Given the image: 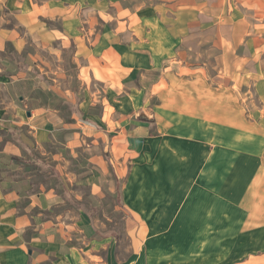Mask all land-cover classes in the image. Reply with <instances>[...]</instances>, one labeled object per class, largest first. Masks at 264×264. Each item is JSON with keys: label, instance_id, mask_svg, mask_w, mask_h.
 I'll return each instance as SVG.
<instances>
[{"label": "crops", "instance_id": "crops-1", "mask_svg": "<svg viewBox=\"0 0 264 264\" xmlns=\"http://www.w3.org/2000/svg\"><path fill=\"white\" fill-rule=\"evenodd\" d=\"M6 1L40 51L0 24V264H264V0Z\"/></svg>", "mask_w": 264, "mask_h": 264}, {"label": "rangeland", "instance_id": "rangeland-1", "mask_svg": "<svg viewBox=\"0 0 264 264\" xmlns=\"http://www.w3.org/2000/svg\"><path fill=\"white\" fill-rule=\"evenodd\" d=\"M8 3L9 2L6 1V0H0V8H1V10L3 8V10L1 11L2 14L4 13L3 11H7V12L9 11V7H8L9 5H8ZM11 3H13V2H10V4ZM136 3H137L136 0H128V1H126V4L128 6H131V7H134ZM146 3L152 4L154 6L156 4H159L160 5V4L164 3V1H162V0H150V1H147ZM111 8H112V13H114L113 8H115V7H111ZM152 13H153V11H151L150 13H148L149 15L146 16V18L148 19V22H149V23L146 24V26H153V27L156 26L157 32H158L156 34L157 35V38L162 39L161 41H165L166 43L172 42L171 37L168 36L165 33V31L162 30L163 32H161L160 24L159 23H156L154 21V19H155L154 16H151ZM163 14L165 16L164 19H166L168 21L169 20L172 21V19L170 17H168V16L169 15H173V13L167 11V12H164ZM109 17H110V15H107V16L101 17V18H94L93 25H90V23L86 19H84V18H81V22L80 23H77L75 21V28L76 29L78 28V31L77 32H74V33H70L73 36L70 38L69 41L67 40L68 41V45L69 44L71 45L70 47H72V50H71V48L65 49V62L63 64H64V69H65V71L67 73L72 74V75H75L76 74V64H74L73 61H72L73 55H74L73 40L74 41H81V40H85V41L91 40V41H94V40H97V41H100V42H105L106 40L109 39L110 36H109L108 33H105L104 32L105 31V24H106L104 18H109ZM111 20H112V23H114V24L116 23V18L115 17L112 18ZM44 22L49 27H53V28H56V29H61L63 27V19L62 18H59V17L46 18L44 20ZM1 23L5 24V25H8L9 28H16L17 29L16 35H17V38L20 40V43L23 44V47L22 48H24V46H30V45H32L31 43H34L33 42L34 40H32L30 34H28L27 32H25L24 27H23V24L20 21V19L19 18L17 19L13 15V13H9L7 15V21H5L4 19H1L0 18V24ZM70 24H72V23H70ZM76 25H78L79 27L76 26ZM68 27H71V26L68 25ZM134 29H135V27H134ZM146 34H147V32H146ZM74 35L77 38H75ZM130 35H131V39L134 40L135 39V34H131L130 33ZM49 40L51 41L50 42L51 44H54V46L57 45V40L52 39V38H50ZM70 41H72V42H70ZM10 44L12 45L13 42L8 43V46ZM56 47H60L59 44ZM28 48H30L31 49L30 52H33L34 54H36V51L37 50L40 51V48L36 47L35 44L32 45V46H30V47H28ZM216 50L217 49L215 47H213V45L211 43H207L206 45L203 46V52H202L203 56H202V59L208 61L209 63L213 62L214 57L216 56ZM23 52L20 53V54L15 53V54H17V59H18V61L21 64H23L27 68H31V69H29V70H31L30 73H29V75L36 76L38 78L37 82H41L42 81V80L39 81L41 78H44L41 75L45 76L43 72L47 68H50L49 65H47L48 63H51V62L48 61V58L50 60L52 58L53 61H56V59L54 57L57 58V56H59V55L62 56V50H61V48H59V50H57L56 48H54L53 49V54L54 55H52V57L49 55L46 58H45V56H43V62H41V58L40 57H37V59H32L28 55V52L27 51H26V53L24 52V54H23ZM57 52H59L58 53L59 55L56 54ZM191 54L193 55L192 59L194 61L195 60H197V61L200 60L199 58L201 56H199V58L196 59L197 55L195 53H191ZM210 68H211V71H213L211 65H210ZM44 83L50 84L51 82H50V80L43 79V84ZM254 99H255V104L257 105V109H258L259 107H261L262 102L259 101L258 98H254ZM99 111H101V110H99ZM261 112L264 113V110H262ZM67 115H69V114H66V116ZM263 179L264 178H262V180ZM101 214H102V212H101ZM115 217H116V220L114 219ZM101 218L104 219L103 216ZM113 219L114 220L112 221V224H108L107 227L110 228V229L115 228V229H118V231H119L120 228H121V226H122V224L120 223L122 221L121 220V216L119 214L117 216H114L113 215ZM115 221L118 223L117 225H115Z\"/></svg>", "mask_w": 264, "mask_h": 264}, {"label": "trees", "instance_id": "trees-1", "mask_svg": "<svg viewBox=\"0 0 264 264\" xmlns=\"http://www.w3.org/2000/svg\"><path fill=\"white\" fill-rule=\"evenodd\" d=\"M8 49H9V47H8ZM9 51L12 52V49H9ZM1 54H2V53L0 52V55H1ZM13 61H14V62H11V63H12V66H13V67L15 66V69H16V70H19V69H22V68H23L22 65H19V64H18L17 60L13 59ZM4 157H6V159H8V160H12V161L17 162V163H24V162H25L23 159H21V158H19V157H17V156L4 155Z\"/></svg>", "mask_w": 264, "mask_h": 264}, {"label": "water", "instance_id": "water-1", "mask_svg": "<svg viewBox=\"0 0 264 264\" xmlns=\"http://www.w3.org/2000/svg\"><path fill=\"white\" fill-rule=\"evenodd\" d=\"M138 116L140 118H142L143 120H152L153 117L152 116H149L145 113V111L141 110L139 113H138Z\"/></svg>", "mask_w": 264, "mask_h": 264}]
</instances>
